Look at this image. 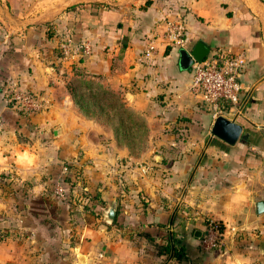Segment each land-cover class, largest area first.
I'll return each mask as SVG.
<instances>
[{"label":"crops","instance_id":"0c3cea01","mask_svg":"<svg viewBox=\"0 0 264 264\" xmlns=\"http://www.w3.org/2000/svg\"><path fill=\"white\" fill-rule=\"evenodd\" d=\"M179 16L185 48L245 53L242 111L227 117L243 126L233 145L211 135L191 70L161 41V26ZM151 36L158 50L147 58ZM13 89L44 107L11 105ZM95 91L126 113L86 109ZM258 201L264 0H0V264H264ZM206 219L224 231L209 251Z\"/></svg>","mask_w":264,"mask_h":264},{"label":"built area","instance_id":"2783aa9c","mask_svg":"<svg viewBox=\"0 0 264 264\" xmlns=\"http://www.w3.org/2000/svg\"><path fill=\"white\" fill-rule=\"evenodd\" d=\"M160 36L165 47L185 48L187 43V26L183 16L166 21L161 26ZM158 50L155 36L146 42L144 56L152 57ZM88 51V46H85ZM246 62L242 50L217 48L211 50L201 61H193L191 65L190 91L201 97L207 110L215 120L218 116L234 117L240 115V93L244 87L240 81ZM9 101L15 107L26 111H38L44 107L45 101L38 94L13 89ZM55 193L60 198H67L68 193L61 184L55 187ZM200 238L203 250L217 249L222 241L224 231L222 224L216 219H206ZM1 240V239H0Z\"/></svg>","mask_w":264,"mask_h":264},{"label":"water","instance_id":"95a60500","mask_svg":"<svg viewBox=\"0 0 264 264\" xmlns=\"http://www.w3.org/2000/svg\"><path fill=\"white\" fill-rule=\"evenodd\" d=\"M210 52L209 46L203 41L196 42L190 48L179 49V65L182 69L190 70L193 61L203 60ZM243 126L235 120H230L223 116H218L212 125L211 135L219 138L229 145L235 144L243 138ZM257 213L264 212V202L258 201L256 204ZM108 221H113L116 217V202L103 213Z\"/></svg>","mask_w":264,"mask_h":264},{"label":"trees","instance_id":"16d2710c","mask_svg":"<svg viewBox=\"0 0 264 264\" xmlns=\"http://www.w3.org/2000/svg\"><path fill=\"white\" fill-rule=\"evenodd\" d=\"M79 84L90 87V82H88L85 79H81L79 81ZM9 98H10V93L8 94V100ZM86 98H88L87 103H80V104H84L86 109L89 108L92 111H94L95 109H98L100 112L111 111L112 113H116V114L126 113V110L124 109L122 102L118 98H116L114 94L108 93L106 91H103L102 93L95 91V92L88 93L86 95ZM9 103L11 105L13 104L12 101H9ZM70 202L71 201H69V203ZM3 237L4 235L0 231V239H2ZM174 255H176L177 257H180V255L177 254L175 250H174Z\"/></svg>","mask_w":264,"mask_h":264}]
</instances>
